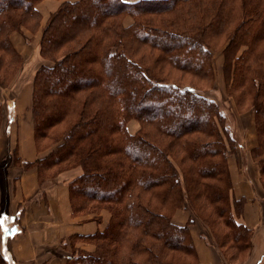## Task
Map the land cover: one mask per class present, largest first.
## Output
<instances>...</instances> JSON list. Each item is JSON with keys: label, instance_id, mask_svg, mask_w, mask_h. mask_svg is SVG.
I'll return each mask as SVG.
<instances>
[{"label": "trees", "instance_id": "trees-1", "mask_svg": "<svg viewBox=\"0 0 264 264\" xmlns=\"http://www.w3.org/2000/svg\"><path fill=\"white\" fill-rule=\"evenodd\" d=\"M38 1L0 0V53L16 64L20 57L8 38L18 23L12 12L38 18ZM197 1H64L50 16L41 36L40 53L51 64L40 65L34 74L30 111L36 140L55 137L54 129L64 134L46 156L32 162L17 158L16 162L26 169L35 168L41 182L56 177L63 164L79 165L82 172L68 182L72 214L93 212L94 204L112 210L104 230L69 237L105 244L94 252L71 248L65 264H169L162 259L164 249L191 255L196 261L190 223L177 225L171 219L172 211L184 207L185 202L198 218L207 220L202 214L207 204L213 216L226 220L231 232L215 241L219 250L227 242L237 251L249 248L252 230L236 223L232 211L239 214L243 200L229 195L226 159L231 150L218 129L222 120L219 105L190 85L180 88L152 77L129 57L121 43V38L130 37L158 50L160 60L166 59L174 67L208 75V49L201 38L154 28L145 19L153 13L172 12L185 3L196 5ZM218 13H212L206 27L227 23L229 17ZM124 15H130L132 23L125 28L116 26ZM244 16L236 31H242L248 41L241 39L237 45L246 41L249 51L245 59L233 54L238 63H246L254 44L264 40V6L254 4ZM78 21L80 25L73 27ZM9 77L2 76L0 85L7 84ZM130 118L148 124L156 136L176 142L183 152L181 158L190 162L182 169V181L166 151L169 144L160 147L150 138L152 133L145 131L130 134L126 128ZM260 162L264 165V158ZM200 198L202 204H197L195 200ZM209 225L216 234L217 229ZM147 238L155 244H148ZM136 256H144V261ZM4 260L0 251V264Z\"/></svg>", "mask_w": 264, "mask_h": 264}, {"label": "rangeland", "instance_id": "rangeland-1", "mask_svg": "<svg viewBox=\"0 0 264 264\" xmlns=\"http://www.w3.org/2000/svg\"><path fill=\"white\" fill-rule=\"evenodd\" d=\"M254 4L257 6H264V0H200V2H196V5L195 3L193 5H191L190 3H185L180 8L178 6L172 12L156 14L153 13L152 15L145 16L148 24L154 28L166 29L175 32L179 31L190 34L191 36H197L201 38L202 42L208 49L207 56L209 58L210 70L208 75L192 74L191 72L174 67L166 59L161 58L160 60V52L158 50L150 48L145 44H139L133 41V39L130 37L121 38V43L127 49L126 52L130 55L128 56L133 60L138 61L140 65H142L143 69L148 70L152 77L161 82L175 83L180 86V88H184L185 86L190 85L194 87V89L199 93H202L204 96L216 101L222 113V120H220L219 122L220 125L218 124V129L220 131L222 141L225 143L226 147L231 150L228 156L235 157L237 164L241 163V165L244 166V169L246 164L253 165L257 168L259 175L258 191L263 194L264 165H262L260 161L264 158V114H262L260 110L264 111V40L260 41L259 43L256 42L254 44L253 50L249 52L250 55L248 56V60L246 61V63H238L235 60L236 55L241 57L240 59H245V57L248 55L247 51H249V48L244 44L246 43V41H242V44L240 46L237 45V43H239V40L241 39L247 38L246 40L248 41V36H242V31H236V27L238 24H240L241 19L245 17L244 15L246 14V12L251 9ZM214 11H218L220 17L221 15H226L225 17H229L227 23H223V25L219 28L218 25H211L206 27L211 18L210 16ZM16 12L19 11L12 12L15 13L14 15H12V18L15 21H18L16 25L17 28L10 31L8 38L11 49H13L16 55L20 57V61L18 62L19 64H16V61H12V59H9V57L4 54L2 56V54L0 53V78L5 75H7L8 77L10 76L8 83L4 86L0 85V89H6V87H8L15 76H20V74L17 75L18 71L21 68H24V58L12 45L10 40L11 35L13 33H17L22 37L23 41H26L27 39L26 35H24V31L35 33L36 31H38L40 25V17L38 12V18H36V15H27ZM52 14H50V16ZM50 16L45 23V27L48 25ZM118 20L119 21H116V26L119 25L120 27L125 28L132 23L133 18L130 15H124ZM80 21H78L77 24L73 25V27L80 25ZM213 27L218 28V31L213 32ZM43 30L40 35L38 56H40V58L44 60V63L51 64L50 59L43 58L40 53V45L42 40L41 36ZM82 32L83 31H81L80 33ZM199 33H201V36L199 35ZM235 48H238V50L236 51ZM63 50L64 48L61 49L60 52H62ZM234 53L236 55H233ZM241 64H244V66H242L244 69L242 70ZM21 77L28 79L29 76L25 73V75H22ZM16 78L18 79L19 77ZM16 78L15 83L17 82ZM126 128L130 134H138L144 131L146 132V134L152 133L150 138L154 140L160 147H165L167 144H169V147L166 148V151L178 175L180 176V178L182 177V169H186L188 167L187 165H189L190 162L181 158L183 152L179 148V146L175 144L176 142H170V138L168 137L156 136L158 134L153 133L150 129L151 127L148 124L143 123L135 118H130L127 121ZM53 131L56 132L55 134H57L55 137L50 136L49 138H39L37 140L34 137L36 150L38 152H46L48 154L55 148L58 138H61L63 136L61 135L63 133V130L59 131V129H54ZM18 164L20 165L21 163ZM226 165L228 167L227 159ZM28 169L24 168V170ZM61 169L62 170L60 172L56 173V177H63L69 180L73 179L76 175L82 172V168L79 165L73 164H63L61 166ZM249 169L251 168L249 167ZM56 177L41 182L37 173L38 189L33 195V199L41 197V192H43L44 190L43 187H46V185L50 181L56 180ZM195 201L197 202V204H202L201 202L203 201V199L200 198ZM2 204H4V202ZM184 204V207L176 208L172 211L171 219L172 221L174 219L183 220L187 217L184 224L190 223L189 231L191 238L192 234H198L202 236L206 242L216 247L215 241L219 242L220 240L224 239L226 237L224 234H227V236L230 235L231 229L226 227L224 224L226 220L224 221L213 216L214 213L209 205L206 204L202 209V214L204 215V217H208L205 221L202 218H198L195 216V212L188 205L189 203L185 202ZM93 208V212L91 211L90 213L86 212L73 215L70 205L72 216H81L82 221L87 219L98 225L102 222V212H104L106 215V227L112 216V210L110 209V207L94 204ZM210 214L213 216L212 218H209ZM4 215L5 213H3V211L1 210L0 222ZM88 215L90 216L89 218ZM15 216H13L8 221L9 224L13 223L15 225ZM85 216L87 217L85 218ZM190 220L191 222H189ZM209 223H211L213 227L217 229L216 234L214 233V229L209 225ZM9 224L4 227L6 234H9L10 229H12V226H10ZM105 227L102 230H104ZM14 228L15 227H13V229ZM13 231L14 233L18 234L20 230L18 232L15 230ZM0 235V251L4 256L3 251L7 249V247L3 241V236L5 234L1 233V228ZM65 240V244H68V246L63 247L61 243L62 248H60L63 250H59L56 253L51 252V254L53 255L52 259L55 262L59 261V258L62 254H67V252L70 253L71 248L78 249V245H87L90 249L85 251L94 252L99 245L105 244L103 241L97 239L94 240L79 238L78 240H69V238H66ZM147 242L148 244H155L154 241L148 238ZM225 245L226 246H224V248L221 250L226 257L228 264H242L243 259L246 257V253L251 246L250 244L248 249L237 251L235 248H233V246H231L230 243L227 242L225 243ZM113 247L114 245L110 246V248ZM65 248H67V251H64ZM144 258V256L135 257V259L140 261H144ZM162 259L169 262V264L198 263V260L196 259L195 261L191 255H186L182 252L171 251L168 249H164ZM65 263L66 259L62 260V263L60 264Z\"/></svg>", "mask_w": 264, "mask_h": 264}, {"label": "crops", "instance_id": "crops-1", "mask_svg": "<svg viewBox=\"0 0 264 264\" xmlns=\"http://www.w3.org/2000/svg\"><path fill=\"white\" fill-rule=\"evenodd\" d=\"M64 1L75 0H39L36 2L35 8L40 17L38 31L35 33L24 31L26 41H23L17 33H13L10 37L12 45L24 58V68L18 71L17 75L20 74V76H15L6 89H0L2 110L0 212L2 210L5 213L0 222V228L1 233L5 234L3 241L7 247L3 251L4 264H60L67 258L69 252L62 254L58 262L52 259L51 252L56 253L63 250L61 243H66V238L76 234H92L97 230H102L106 224L104 212H102L103 219L99 225L87 219L82 221L81 216H72L68 197L69 179L67 178L57 176L56 180L45 184L46 187H43L41 197L33 199L38 189L36 169L24 170L16 162L17 158L20 162H32L47 155L46 152L36 150L32 131L30 111L32 80L40 65L45 64L44 60L38 56L41 32L50 14L55 12ZM125 1L135 2L137 0ZM25 73L28 74L29 80L21 77ZM227 161L231 181L230 198L243 200L239 214H236L232 208L235 221L252 230L251 246L242 264H264V193L258 191V170L249 164H246L244 169L241 163L237 164L233 156H228ZM13 216H15V225L8 222ZM185 219H174L173 222L183 225ZM7 224L12 226V231L20 230L19 233L14 235L13 231V233L6 234L4 227ZM192 241L197 254V264H228L224 253L206 242L202 236L192 234ZM78 247L84 250L90 249L87 245H78ZM67 248L64 251H67Z\"/></svg>", "mask_w": 264, "mask_h": 264}]
</instances>
